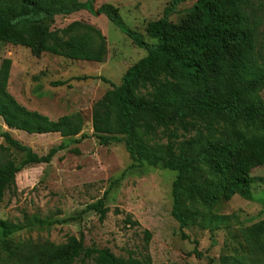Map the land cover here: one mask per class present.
I'll return each mask as SVG.
<instances>
[{"label": "trees", "instance_id": "16d2710c", "mask_svg": "<svg viewBox=\"0 0 264 264\" xmlns=\"http://www.w3.org/2000/svg\"><path fill=\"white\" fill-rule=\"evenodd\" d=\"M185 0H169L163 17L150 22L146 43L136 32L126 30L119 12L111 5L93 10L94 0H0V44L28 49L71 61L103 63L107 42L99 29L74 21L51 29L57 16L79 11L103 15L147 55L131 66L119 86H113L92 107V130L99 144L124 143L132 162L176 173L172 183L171 215L179 233L197 221V206L214 207L220 200L239 194L254 201L249 171L264 166V0H198L190 19L172 25L168 16ZM11 61L0 65V117L10 130L29 135L59 134L61 138H87L82 134L81 114L50 120L21 106L8 92ZM110 83L105 78H99ZM63 85L61 82L55 86ZM161 135L166 143L146 146ZM0 202L15 188V177L26 167L49 164L66 149L61 143L39 156L31 148L0 131ZM77 152V151H76ZM13 153L20 154L17 163ZM107 192L83 213L94 211L103 221L108 213ZM36 226L54 222L35 219ZM127 223H133L128 218ZM34 225V224H33ZM24 225L0 220V264H153L115 256L109 249L86 247L82 239L68 237L65 243L44 245L14 242L11 236ZM253 241L264 238V219L248 227ZM151 234L145 232L148 244ZM196 257L201 254L196 250Z\"/></svg>", "mask_w": 264, "mask_h": 264}, {"label": "rangeland", "instance_id": "374dc122", "mask_svg": "<svg viewBox=\"0 0 264 264\" xmlns=\"http://www.w3.org/2000/svg\"><path fill=\"white\" fill-rule=\"evenodd\" d=\"M197 1L185 0L177 5L168 16L169 23L179 26L188 22ZM168 4L169 0H94L93 10L111 5L119 12L126 30L155 44L147 36L146 27L163 17ZM74 21L91 24L105 36L107 54L103 63L71 61L49 54L34 57L24 47L0 44V65L4 59L11 61L7 87L11 96L27 110L50 120L81 114L82 134L87 136L76 143L78 137L29 135L8 129L0 117V131L9 132L39 156L61 143L66 145L49 164L32 165L19 172L15 188L5 193L0 202V220L24 225L11 239L33 245H60L74 236L86 247L109 249L117 257L140 259L148 255L153 264H264V238L255 242L246 236L248 227L264 219V166L248 173L254 179L250 186L254 201L236 194L212 208L197 206V221L184 230L187 239L183 240L179 224L171 215L176 173L160 167H130L124 143L102 146L93 137V105L113 86H119L126 71L147 52L134 46L103 15L79 11L57 16L51 29H62ZM59 82L63 85L55 86ZM260 96L264 102V89ZM165 143L161 135L145 141L146 146ZM13 157L17 163L22 158L17 153ZM106 192L104 203L109 211L103 221L94 211L83 213ZM128 218L138 225L127 223ZM35 219L54 223L40 228L33 223ZM146 231L151 234L148 244ZM195 250L201 257L194 255Z\"/></svg>", "mask_w": 264, "mask_h": 264}, {"label": "water", "instance_id": "95a60500", "mask_svg": "<svg viewBox=\"0 0 264 264\" xmlns=\"http://www.w3.org/2000/svg\"><path fill=\"white\" fill-rule=\"evenodd\" d=\"M96 15H98V14H96Z\"/></svg>", "mask_w": 264, "mask_h": 264}]
</instances>
